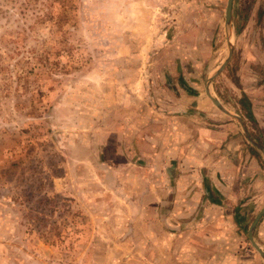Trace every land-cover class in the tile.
I'll use <instances>...</instances> for the list:
<instances>
[{
  "label": "crops",
  "instance_id": "1",
  "mask_svg": "<svg viewBox=\"0 0 264 264\" xmlns=\"http://www.w3.org/2000/svg\"><path fill=\"white\" fill-rule=\"evenodd\" d=\"M176 1L175 24L161 28L159 8ZM226 1L131 0L135 23L125 29L135 28V58L114 39V56L99 65L111 70L91 71L70 105L78 128L103 130L105 141L94 145L107 147L106 167L119 175L130 229L121 238L146 241V255L139 253L148 264H264L248 236L264 206V157L230 114L264 146V0H233L231 19L241 21L232 55L207 87L227 47ZM255 224L264 253V214ZM139 226L155 233L146 238Z\"/></svg>",
  "mask_w": 264,
  "mask_h": 264
},
{
  "label": "rangeland",
  "instance_id": "2",
  "mask_svg": "<svg viewBox=\"0 0 264 264\" xmlns=\"http://www.w3.org/2000/svg\"><path fill=\"white\" fill-rule=\"evenodd\" d=\"M130 1L0 0V264H148L139 253L146 255V241L121 238L130 232L128 212L119 175L106 167L112 153L94 145L105 141L101 121L80 129L70 107L91 71L111 70L99 65L114 56V39L135 58V28L125 29L135 23ZM177 4L159 8L161 28L175 24ZM240 21L231 19L233 43ZM226 54L225 45L222 61ZM143 227L146 238L155 233Z\"/></svg>",
  "mask_w": 264,
  "mask_h": 264
},
{
  "label": "water",
  "instance_id": "3",
  "mask_svg": "<svg viewBox=\"0 0 264 264\" xmlns=\"http://www.w3.org/2000/svg\"><path fill=\"white\" fill-rule=\"evenodd\" d=\"M232 2L233 0H227V3H226V8H225V24L227 26V54H226V57L224 59V61L222 62V64L220 65V67L218 68V70L215 72V74H213L212 76H210L209 78H207V82H210L213 77H215L218 73L221 72V70L225 67L226 63L228 62L229 58H230V55L232 53V50H233V41H232V36L233 34L231 33V8H232ZM206 93L208 96H210L209 94V90L207 89L206 90ZM210 98L212 99V101L214 102L213 104H215L216 106H218L219 108L223 109L225 111V109L220 105L218 104L219 102L214 99L213 97L210 96ZM233 117H235L243 126L244 128V131H245V135L246 137L248 138V140L255 146L257 147L263 157H264V146L261 145L259 142H257L250 134H249V131L247 130L246 126H245V123L244 121L242 120V118L240 117V115L238 116L237 114H232L230 113ZM262 214H264V206L263 208L258 212V214L255 216V218L252 220V222H250V226L248 228V236H249V239L251 241V243L253 244V246L255 247V249L264 257V253L262 252V250L255 244V241L253 239V230L255 228V223L259 220V218L262 216Z\"/></svg>",
  "mask_w": 264,
  "mask_h": 264
}]
</instances>
